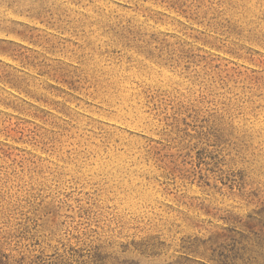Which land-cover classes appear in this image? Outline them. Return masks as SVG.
Here are the masks:
<instances>
[{
	"label": "rangeland",
	"instance_id": "obj_1",
	"mask_svg": "<svg viewBox=\"0 0 264 264\" xmlns=\"http://www.w3.org/2000/svg\"><path fill=\"white\" fill-rule=\"evenodd\" d=\"M0 264H264V0H0Z\"/></svg>",
	"mask_w": 264,
	"mask_h": 264
}]
</instances>
